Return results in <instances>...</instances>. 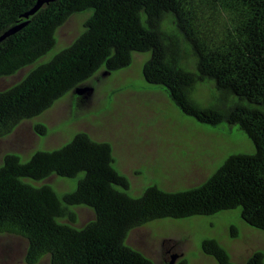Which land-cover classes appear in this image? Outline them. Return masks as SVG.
Listing matches in <instances>:
<instances>
[{
    "label": "trees",
    "instance_id": "obj_1",
    "mask_svg": "<svg viewBox=\"0 0 264 264\" xmlns=\"http://www.w3.org/2000/svg\"><path fill=\"white\" fill-rule=\"evenodd\" d=\"M38 0H0V78L27 74L0 90V138L40 116L103 69L115 72L146 55L143 86L163 92L181 114L210 127H237L251 150L230 155L198 186H152L133 196L109 142L79 132L28 161L6 154L0 165V234L26 239L28 264H154L131 247L130 232L160 219L239 210L264 233V0H51L29 18ZM86 14L81 34L47 61L57 31ZM35 129L46 131L43 123ZM44 130V131H43ZM73 180L59 193L47 180ZM94 217L77 226V208ZM203 252L216 264H264L255 252L231 260L216 240Z\"/></svg>",
    "mask_w": 264,
    "mask_h": 264
},
{
    "label": "rangeland",
    "instance_id": "obj_2",
    "mask_svg": "<svg viewBox=\"0 0 264 264\" xmlns=\"http://www.w3.org/2000/svg\"><path fill=\"white\" fill-rule=\"evenodd\" d=\"M86 14L70 17L57 31L56 47L47 61L70 45L82 32ZM146 55L137 54L130 66L92 79V91L77 98L71 91L40 116L23 121L0 138V165L6 154L28 161L39 150L60 147L79 132L109 142L117 165L130 182L133 196L158 186L167 191L195 187L207 180L232 154L251 150V142L237 127H210L185 116L158 90L143 86ZM0 78V90L20 81L29 71ZM37 123L45 132L35 129ZM44 131V130H43ZM47 182L64 193L76 187L70 179L52 177ZM77 226L94 217L91 209L77 208ZM205 239L216 240L232 261L245 262L255 252L264 253V233L251 228L239 210L185 219H160L132 230L128 244L154 264H216L202 250ZM26 239L0 234V264H28ZM37 264H51L49 257Z\"/></svg>",
    "mask_w": 264,
    "mask_h": 264
},
{
    "label": "water",
    "instance_id": "obj_3",
    "mask_svg": "<svg viewBox=\"0 0 264 264\" xmlns=\"http://www.w3.org/2000/svg\"><path fill=\"white\" fill-rule=\"evenodd\" d=\"M50 1L51 0H38L37 3L34 5V7L25 14V17L29 18L31 15L35 14L45 3H48ZM27 23H28V21H25L19 25L12 27L10 30H8L4 35H2L0 37V41L3 40L4 38H6L7 36L11 35V34H14L18 30H20L22 27H24ZM109 72H111V71L106 70V74ZM92 90H93V87H91V86H84V87L81 86V87H77L75 91H76L77 95L81 96L85 92L92 91ZM176 259H177V255H173L170 264H175Z\"/></svg>",
    "mask_w": 264,
    "mask_h": 264
}]
</instances>
